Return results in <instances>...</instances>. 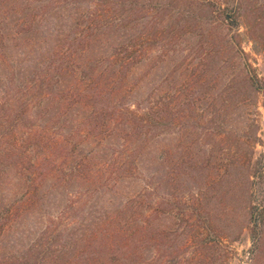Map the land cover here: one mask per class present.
I'll list each match as a JSON object with an SVG mask.
<instances>
[{"label": "rangeland", "instance_id": "374dc122", "mask_svg": "<svg viewBox=\"0 0 264 264\" xmlns=\"http://www.w3.org/2000/svg\"><path fill=\"white\" fill-rule=\"evenodd\" d=\"M52 2L37 14L49 33L33 40L17 36L18 23L41 0H0V205L13 209L0 218L9 219L0 264H264V89L251 85L264 83V0ZM82 31L93 42L69 60L76 73L43 81ZM125 53L132 66L122 69ZM90 73L95 90L85 89ZM96 100L168 105L175 120L139 159L130 151L141 143L127 145L115 127L120 116L85 136ZM27 102L24 125L43 127L49 146L37 152L46 161L22 174L4 165L27 128L3 130ZM190 157L195 176L170 172ZM125 159L126 182L111 191ZM103 229L127 231L118 240L129 245L126 259L99 255L93 234Z\"/></svg>", "mask_w": 264, "mask_h": 264}, {"label": "trees", "instance_id": "16d2710c", "mask_svg": "<svg viewBox=\"0 0 264 264\" xmlns=\"http://www.w3.org/2000/svg\"><path fill=\"white\" fill-rule=\"evenodd\" d=\"M37 6V5H36ZM45 9L46 13H51L54 8H57L53 6L52 0H41V4L38 7H34L31 9L29 12L30 16L27 18L28 23H26V19L24 20H19V27L17 29V36L19 38H31V39H38L37 37L40 36H46L48 31H46L43 27V24L41 22V16L39 17V10L40 9ZM50 16V15H49ZM27 24V25H26ZM85 32V31H84ZM83 31L81 33H76L73 35L71 39H69L68 42V49L69 51H65V53H55V57L52 58V61L46 68H44V76H43V81L48 78H51L52 75H56L57 73L60 75L59 76V81H61L62 78V73L67 74L68 73H76L77 69L76 67L70 63V59L74 58L75 54L81 53V54H87L86 52L89 50V48L92 46V39L90 35L85 34ZM6 35H4L2 32L0 33V44L2 47H4L6 43ZM40 42V41H39ZM34 45V44H33ZM33 48V47H32ZM2 48V51L5 52ZM125 51H127V48H124ZM124 54L123 56V63L121 64L120 68L126 69V68H131L132 66V61H130L129 55ZM67 58V59H66ZM111 59V57H109ZM0 62H3L2 59H0ZM124 71V70H123ZM53 72V73H52ZM49 73V76H47ZM52 74V75H51ZM51 75V76H50ZM99 75V74H98ZM90 77L86 79L87 87L85 89H90V87H94L93 83H96L95 81H98L97 75L95 73H90ZM257 81H253L251 85L256 86L258 88L264 89V83H256ZM38 84V83H37ZM44 83H39V86H42V90H44ZM95 90V87L93 88ZM94 90L92 91L93 96L95 97V92ZM43 94V91H40V95ZM100 94V93H99ZM101 95V94H100ZM97 99V98H96ZM95 100V99H94ZM33 101V100H31ZM34 104H39L41 106L40 101H35ZM94 108L89 111L87 114L86 120L83 122V128L87 130L86 132V137L88 135H94L97 132H102L104 129L107 131L109 126L111 125V119H115L116 117L120 116L118 119V122L115 123V127H118V124L120 125V128L125 130L126 135L128 138L127 145L129 143L131 144H137L141 143L140 146H134L132 149V155L135 154V156H138L139 159L143 158V155L145 153V146L147 144L153 141L154 143L158 142L159 135L156 133L159 130H164L168 126L172 125L174 122V111L171 109L168 105L162 107H151L148 108L147 110H144L140 106H136L135 108H132L130 104H125L122 103L121 105L115 104V103H110L109 100L105 101H97L93 102ZM30 105L31 103H25V105L21 106L19 108V112H17L15 116V121L13 120V124H5L4 125V130H3V135L4 136H10L15 134L16 135V124L22 125V127H25L27 129L21 131V134L18 135V137H15V142L13 144L12 150H8L6 155L7 156H12L11 162L7 161L6 164L4 165V168L13 166L16 168L18 172H21L22 174H26V170L28 169L30 172H34L39 168V165L46 161L42 159V156H40L37 152L38 150L49 146L48 140L46 139L47 132L42 128H39L37 125L34 123H29L27 126H25L26 120H29V113H30ZM43 114L45 113L46 110L42 108ZM30 121V120H29ZM32 122V121H31ZM14 125V127H13ZM103 129V130H102ZM20 131V130H19ZM18 131V132H19ZM28 135H26V134ZM68 139H65L64 141H67ZM145 142H147L145 144ZM66 146L69 145L68 142H64ZM35 147H32V146ZM37 146V147H36ZM37 148V150H36ZM127 148V147H126ZM153 148V147H152ZM150 148V149H152ZM147 149V148H146ZM156 150V149H155ZM149 151V150H148ZM154 151V148H153ZM6 156V157H7ZM127 159L121 162L120 167L117 168V173L118 176L114 178V183L110 182L112 185L108 184L107 187H110L111 191L114 190V186H116L117 182L119 181L121 183L126 182L125 181V174L123 173V170L125 169L123 165H125ZM85 160L80 161V169H83L85 172L84 176H88L90 179L91 175V167L88 166V164L85 163ZM163 163V162H162ZM173 165V171L176 173L182 172V174H185L186 178H190L195 176L198 172L199 169L195 168L192 164V158H183V159H177L172 163ZM82 167V168H81ZM3 168V169H4ZM180 174V173H179ZM41 178L46 179V175H42ZM184 200V199H183ZM184 202V201H183ZM5 204V203H4ZM0 205L2 209H0V218L3 217L1 216L2 214H5L7 218L12 214L11 207H8L9 205ZM166 204L169 206L172 205V201L168 200ZM6 208V209H5ZM158 208V207H157ZM173 206L169 208V211H171ZM161 211L160 208L156 209V212ZM2 219V218H1ZM5 222L0 223V234L5 231V228L7 227V220L5 219ZM258 226V221H254V226L253 230L256 232ZM95 235V237H94ZM126 235V236H125ZM125 236L127 238V231L125 232L123 229H119L118 231H113V230H98L97 233L93 234V237L95 238L96 242L95 246L99 247L97 252H99V255L101 256H106V254L111 255L110 260L112 261L114 257H116V253L119 255H122L123 258L126 259L127 253L129 250V245H122L118 240L119 238H122ZM94 246V245H93ZM95 251V249H94ZM107 251V252H106ZM109 258V257H108ZM27 260H22L19 264H24L26 263Z\"/></svg>", "mask_w": 264, "mask_h": 264}]
</instances>
